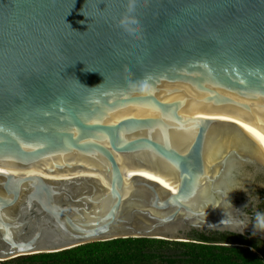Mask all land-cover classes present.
Returning a JSON list of instances; mask_svg holds the SVG:
<instances>
[{"label": "water", "instance_id": "1", "mask_svg": "<svg viewBox=\"0 0 264 264\" xmlns=\"http://www.w3.org/2000/svg\"><path fill=\"white\" fill-rule=\"evenodd\" d=\"M0 0V261L256 232L264 0Z\"/></svg>", "mask_w": 264, "mask_h": 264}, {"label": "trees", "instance_id": "2", "mask_svg": "<svg viewBox=\"0 0 264 264\" xmlns=\"http://www.w3.org/2000/svg\"><path fill=\"white\" fill-rule=\"evenodd\" d=\"M192 231L193 241L115 238L57 252L22 255L0 264H264V254L239 235L216 232L227 239L218 240L203 231Z\"/></svg>", "mask_w": 264, "mask_h": 264}, {"label": "flooded vegetation", "instance_id": "3", "mask_svg": "<svg viewBox=\"0 0 264 264\" xmlns=\"http://www.w3.org/2000/svg\"><path fill=\"white\" fill-rule=\"evenodd\" d=\"M254 200L251 202L250 207L246 208V212L251 216V220L255 226L260 227L264 233V184L255 186L252 188ZM226 233V232H224ZM231 233V232H228ZM206 236L210 238H217L218 240L225 239L220 233H216L214 231H209L204 233ZM241 236L246 241H249L251 245L255 248V250H260L261 253L264 254V239L256 232H246L245 234H237ZM190 237L195 235L193 231L190 232ZM230 237V235H227ZM227 240V239H225ZM259 252V251H258Z\"/></svg>", "mask_w": 264, "mask_h": 264}, {"label": "clouds", "instance_id": "4", "mask_svg": "<svg viewBox=\"0 0 264 264\" xmlns=\"http://www.w3.org/2000/svg\"><path fill=\"white\" fill-rule=\"evenodd\" d=\"M127 2V14L119 21L122 28H126L130 24H135L136 20L134 17V10L139 2V0H126Z\"/></svg>", "mask_w": 264, "mask_h": 264}]
</instances>
